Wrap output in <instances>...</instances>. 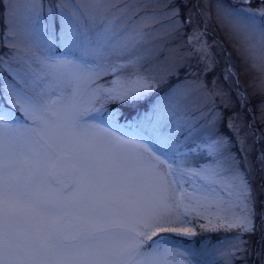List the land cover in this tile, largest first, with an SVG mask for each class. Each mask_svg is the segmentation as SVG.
<instances>
[{
	"label": "snow or ice",
	"instance_id": "obj_1",
	"mask_svg": "<svg viewBox=\"0 0 264 264\" xmlns=\"http://www.w3.org/2000/svg\"><path fill=\"white\" fill-rule=\"evenodd\" d=\"M237 2L245 8L216 0L215 16L250 41V86L264 97V0L257 11ZM152 4L54 0L42 19L37 0H0L13 50L0 55V264H264V244L255 252L250 239L258 216L264 224L247 171L254 133L228 118L234 154L223 114L203 110L217 96L228 107L227 94L191 70L192 57L205 76L218 63L195 20L207 13L199 0ZM157 16L169 35L192 27L190 51H140ZM182 72L196 79L173 85ZM235 75L228 66L223 78ZM257 159L264 170V151ZM199 221L226 235L182 240Z\"/></svg>",
	"mask_w": 264,
	"mask_h": 264
},
{
	"label": "rangeland",
	"instance_id": "obj_2",
	"mask_svg": "<svg viewBox=\"0 0 264 264\" xmlns=\"http://www.w3.org/2000/svg\"><path fill=\"white\" fill-rule=\"evenodd\" d=\"M3 3L7 5L10 0H3ZM54 3V0H37V4L43 6L42 19L48 16V10ZM166 0H153L151 8L154 9H164ZM197 0H192V4L195 5ZM229 6L235 9L245 8L244 5L239 4L237 0H225ZM199 7L207 13L206 16H197L195 20L198 22V26L205 31V40L209 44L213 45V52L217 56L218 63L215 70L206 76L200 72V65L197 63V58L192 57L190 60L191 70L197 72L199 78L207 85L208 88H212V81L215 79L220 86L224 89L227 97L229 99V106L225 107L224 100L217 96L215 97V103L209 100L204 107V111L209 108L223 114V120L219 124V131L223 132L225 135L231 137L232 139V152L236 155H240L239 145L237 144V137L229 132L227 128L228 118L239 114L241 123L244 127L242 129L241 135L245 132L254 133V135H249L247 144L252 149L249 155L246 157L247 163L249 165L247 171L249 173L248 179L250 180L253 194L256 199V210L257 213L264 212V170L257 159L259 154L264 151V114L261 112L262 103H264V97H262L257 90L250 86V82L258 75V73L250 70V61L246 62V58L249 55V44L250 41L242 33L229 32L222 29L215 16L216 0H199ZM260 5L258 0H253L251 5L252 11H257ZM2 11V10H0ZM247 14V13H245ZM157 19L161 23L153 24L151 35L148 40L141 46L140 51L147 49L156 48L160 51L167 52L169 49L181 48V51L187 52L191 48L187 44L189 35L192 32V27H186L179 33L168 34V28L162 27L161 24L166 25L167 22L164 21L162 16H157ZM258 23L264 22V17L257 18ZM206 23V27H205ZM7 23L0 16V55L7 58L11 52L7 44L11 40L9 37L7 40L5 38V33L7 32ZM63 49L54 52V55H63ZM123 62V61H120ZM232 67V70L236 73L227 82L224 80V74L228 68ZM113 77H104L101 83H106L110 81ZM196 79L192 75L186 73H181L179 78H173L171 83L173 85H182L186 81H191ZM239 83H236V81ZM241 93L247 97V103L241 102ZM123 110L125 113H130L132 109L127 105L124 106ZM248 125L251 127L249 128ZM259 131V134L258 132ZM257 137H262V139L257 140ZM256 141V142H255ZM244 159V157H241ZM244 167V165H241ZM205 223V221H199L197 223L198 235L195 237H182L187 238V242L197 243L201 241H208L211 244H215L223 238L226 234L223 232H201L199 230L198 224ZM258 225V231L255 236L251 237L252 248L255 252H259L260 247L264 244V224H261L259 216L256 221ZM231 236L232 234H227ZM248 264H259V256L251 255L249 257Z\"/></svg>",
	"mask_w": 264,
	"mask_h": 264
}]
</instances>
